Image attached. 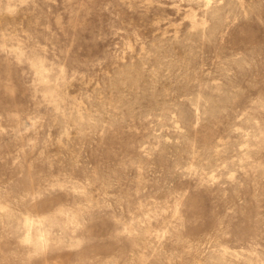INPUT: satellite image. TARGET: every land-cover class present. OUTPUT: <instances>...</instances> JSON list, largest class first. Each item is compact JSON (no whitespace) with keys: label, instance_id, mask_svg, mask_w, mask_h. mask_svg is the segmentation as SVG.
Listing matches in <instances>:
<instances>
[{"label":"rangeland","instance_id":"obj_1","mask_svg":"<svg viewBox=\"0 0 264 264\" xmlns=\"http://www.w3.org/2000/svg\"><path fill=\"white\" fill-rule=\"evenodd\" d=\"M0 264H264V0H0Z\"/></svg>","mask_w":264,"mask_h":264}]
</instances>
